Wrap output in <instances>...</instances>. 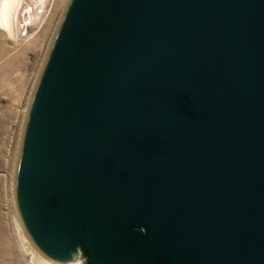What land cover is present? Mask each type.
<instances>
[{
  "label": "water",
  "instance_id": "obj_1",
  "mask_svg": "<svg viewBox=\"0 0 264 264\" xmlns=\"http://www.w3.org/2000/svg\"><path fill=\"white\" fill-rule=\"evenodd\" d=\"M15 196L45 255L264 264V0H68Z\"/></svg>",
  "mask_w": 264,
  "mask_h": 264
},
{
  "label": "rangeland",
  "instance_id": "obj_2",
  "mask_svg": "<svg viewBox=\"0 0 264 264\" xmlns=\"http://www.w3.org/2000/svg\"><path fill=\"white\" fill-rule=\"evenodd\" d=\"M67 2L46 0V14L40 17L39 13L28 25L30 20L18 10L16 37L7 34L0 23V264H33L38 257L63 264L45 255L30 237L16 202L15 176L30 99ZM38 4L35 10L40 11Z\"/></svg>",
  "mask_w": 264,
  "mask_h": 264
},
{
  "label": "bare ground",
  "instance_id": "obj_3",
  "mask_svg": "<svg viewBox=\"0 0 264 264\" xmlns=\"http://www.w3.org/2000/svg\"><path fill=\"white\" fill-rule=\"evenodd\" d=\"M36 3H39L38 4L39 8L42 7L40 11L35 10ZM45 3H46V0H30V1L28 0L27 3L25 2V4L22 5L23 0H0V23L3 25L2 26L3 29L10 36L16 37L18 35L17 32H18V26H19L18 10L20 11V15H26L27 16V18H25V20H27V19L30 20V21L25 23L28 25L29 23L32 22V20L36 16L39 18V15H40L39 13H41L40 17H42V15L46 14L45 8H43ZM55 10L52 12H55ZM64 14H65V12H64ZM64 14H63V16H64ZM52 16H53V13H52L51 17L49 16L50 18H49L48 22L46 23V26L49 25V23L51 22ZM61 21H62V19H61ZM36 257H38V255ZM38 258L33 259L34 260L33 264H34V262L38 263V264H55V263H52L51 261L47 262L48 260L44 261V259L41 260ZM76 259H78V258H76ZM76 259H74V260H76ZM74 260H72L73 261L72 263L67 262V261L66 262L65 261L64 262L58 261V262L63 263V264H81L80 261L74 262Z\"/></svg>",
  "mask_w": 264,
  "mask_h": 264
}]
</instances>
